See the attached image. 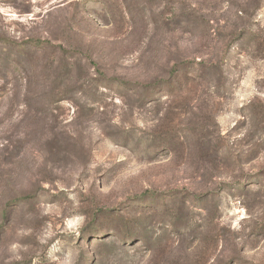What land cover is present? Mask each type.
<instances>
[{
    "label": "rangeland",
    "instance_id": "rangeland-1",
    "mask_svg": "<svg viewBox=\"0 0 264 264\" xmlns=\"http://www.w3.org/2000/svg\"><path fill=\"white\" fill-rule=\"evenodd\" d=\"M0 264H264V0H0Z\"/></svg>",
    "mask_w": 264,
    "mask_h": 264
}]
</instances>
